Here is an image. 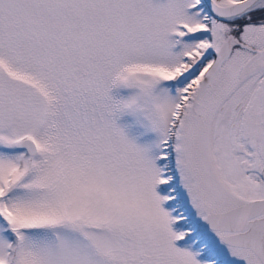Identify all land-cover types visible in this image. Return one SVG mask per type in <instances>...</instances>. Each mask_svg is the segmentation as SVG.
Listing matches in <instances>:
<instances>
[{
  "label": "snow or ice",
  "instance_id": "1",
  "mask_svg": "<svg viewBox=\"0 0 264 264\" xmlns=\"http://www.w3.org/2000/svg\"><path fill=\"white\" fill-rule=\"evenodd\" d=\"M0 264H264V0H0Z\"/></svg>",
  "mask_w": 264,
  "mask_h": 264
}]
</instances>
